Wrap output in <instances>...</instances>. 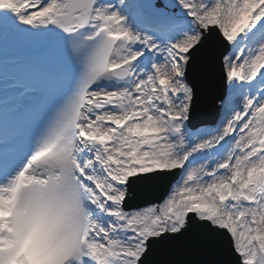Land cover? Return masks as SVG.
Masks as SVG:
<instances>
[{
  "label": "snow or ice",
  "instance_id": "snow-or-ice-1",
  "mask_svg": "<svg viewBox=\"0 0 264 264\" xmlns=\"http://www.w3.org/2000/svg\"><path fill=\"white\" fill-rule=\"evenodd\" d=\"M0 62V264L24 181L79 199L59 264H264V0H0Z\"/></svg>",
  "mask_w": 264,
  "mask_h": 264
},
{
  "label": "clouds",
  "instance_id": "clouds-1",
  "mask_svg": "<svg viewBox=\"0 0 264 264\" xmlns=\"http://www.w3.org/2000/svg\"><path fill=\"white\" fill-rule=\"evenodd\" d=\"M15 200L24 264H59L61 251L77 242L85 223L79 199L62 188L24 181Z\"/></svg>",
  "mask_w": 264,
  "mask_h": 264
}]
</instances>
